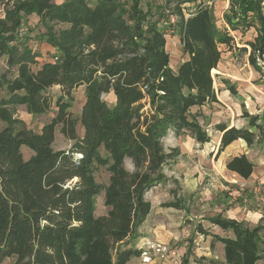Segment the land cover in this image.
Wrapping results in <instances>:
<instances>
[{"label": "trees", "instance_id": "1", "mask_svg": "<svg viewBox=\"0 0 264 264\" xmlns=\"http://www.w3.org/2000/svg\"><path fill=\"white\" fill-rule=\"evenodd\" d=\"M20 0L11 16L0 19V58L15 76L0 78V264H127L142 250L132 246L138 227L151 210L146 192L167 179L164 170L179 150L167 149L163 139L183 132L196 143L210 141L206 128L191 113L193 107L216 103L215 71L220 45L247 54V61L264 76V0H227L226 27L216 25L214 0ZM174 1L175 28L186 58L175 70L169 65L165 35L159 21L165 5ZM195 3L183 13L181 5ZM35 14L44 32L37 36L55 47L56 55L41 62L20 39L21 16ZM157 15V17H155ZM63 25L53 31L47 22ZM253 35L239 47L240 40ZM59 86L53 101L46 90ZM83 86L79 116L71 111L72 91ZM228 89L234 93L232 86ZM111 93L107 103L104 94ZM24 105L32 114L55 113L34 132L13 118L12 106ZM247 127L217 123L221 133L216 155L230 143L264 145V124L243 110ZM82 134L77 133V125ZM68 149H54L56 127ZM30 156L24 158L21 148ZM103 150L104 155L100 154ZM131 169L125 167V161ZM98 166L109 177L103 188L106 212L94 214L102 188L95 180ZM226 169L248 178L254 164L244 155L231 157ZM169 205L183 209L181 200ZM208 222L231 236L208 234L223 245V260L193 256L195 264H256L264 257V223L216 214ZM185 255L179 264H189Z\"/></svg>", "mask_w": 264, "mask_h": 264}, {"label": "rangeland", "instance_id": "2", "mask_svg": "<svg viewBox=\"0 0 264 264\" xmlns=\"http://www.w3.org/2000/svg\"><path fill=\"white\" fill-rule=\"evenodd\" d=\"M18 1L20 0H0V19L5 20L10 17ZM62 1L54 0L55 3ZM150 1L160 4L165 2L164 0ZM207 2L211 5L216 25L220 28L226 27L223 15L227 12L228 1L214 0L213 2ZM194 4L190 2L183 3L181 5L183 13L187 14ZM174 5V1L167 2L164 12L165 17L159 21V27L165 35V50L169 55V65L173 70L186 58V55L182 53L177 29L174 25L176 22V16L172 11ZM19 15L21 16L18 32L20 39L24 40L32 51L39 54L36 60L41 62L44 59L53 58L57 54V49L44 39H37V36L45 30L39 17L35 14L24 15L21 12H19ZM47 25L56 32L63 27L57 21L47 22ZM230 34L234 36L236 46L239 47L245 40L252 37L253 32L249 30L241 40L239 32H230ZM220 50L222 51L220 61L215 71L212 72L217 102L191 109V113L206 128L207 133L210 135V141L200 149L194 139L185 132L179 135L169 133L163 139L165 147L167 149L176 147L179 150V155L164 170L167 177L164 183L157 184L146 192L145 198L150 202L151 210L138 227V237L131 243L132 246L146 253L149 257V262L154 261L157 257L161 260L168 258L173 264H178L185 255H188L189 264H193V256H196L194 251L199 244L203 243L202 238H211L210 235L205 236L198 232L199 226L203 230H207L208 234H211L215 229L208 222V217L216 215L220 209L241 206L245 209L253 204L251 198L253 196L252 184H248L246 181L229 180L220 189L211 184L209 176L206 178L201 176L200 181L196 179L199 176V172L202 171L200 166L204 165L202 163L203 149L212 147L217 141L219 134L213 128L216 122L230 123L233 120L238 127H247V119L241 116L243 110H246L249 114H257L259 116L258 121L264 124V76L260 72L255 71L248 63L246 53L234 47L228 48L225 45H220ZM5 61V57L0 58V78L10 80L15 76V72L6 65ZM260 65L264 73V63H260ZM229 85L232 86L234 93L228 89ZM60 94L59 86H52L46 90V95L51 97L53 101ZM72 96L71 111L74 116L78 117L84 101L83 86L73 90ZM102 97L109 104L113 102L111 93L104 94ZM12 112L14 119L22 122L34 132H39L43 124L48 122L54 115L55 107L52 106L48 112L35 115L30 113L26 106L15 105L12 106ZM76 129L77 133L81 135L82 128L79 124ZM71 144L72 141L65 138L60 132V127L57 126L54 132L53 148L68 149ZM21 151L24 158L29 157L31 154L26 147H22ZM100 154L104 155L103 150H100ZM223 156L224 153L221 152L219 155L206 156V158L213 159L220 167L223 163ZM251 156L257 163L254 183L259 182L257 184L260 186L262 197H264V145L258 146L255 144V151ZM124 164L127 169H131V164L128 160ZM201 174L203 173L201 172ZM108 177L109 174L105 166H98L95 171V180L102 188L94 200V214L96 216L103 215L106 212V207L103 204V188L107 185ZM207 178L209 180L206 181ZM237 182L246 183L245 200H233L228 196V190L225 187L228 186L229 189L237 187ZM218 196H221V198L218 199ZM178 200H181L183 209L165 205L178 202ZM261 207L263 209L262 217L259 218L257 223L243 222L249 227L264 223V205H261ZM260 234L263 238L262 246L264 248V232L261 231ZM179 246L185 249L183 254L178 249ZM156 248L161 250V252L156 253ZM173 250H176V252L169 256ZM142 256L133 258L132 263H144L142 262ZM12 261L13 258H5L1 264H12Z\"/></svg>", "mask_w": 264, "mask_h": 264}, {"label": "crops", "instance_id": "3", "mask_svg": "<svg viewBox=\"0 0 264 264\" xmlns=\"http://www.w3.org/2000/svg\"><path fill=\"white\" fill-rule=\"evenodd\" d=\"M217 123H220V122H216L215 124H217ZM222 123H225V122H222ZM225 124L228 126L238 127L234 123L233 120L230 123L226 122ZM216 132L219 135L217 137V141L215 142V144L212 145V147H208V148L205 147L203 149V155L204 156L202 155V157H203L202 163H204V165L200 166V169L202 170L201 172L203 174H201V172H199V176H197L196 179L198 181H200L201 176L204 178L209 176L211 184L215 185L216 187H219L220 189L226 183V181H229V180H231V181H246L248 184H252L255 180V177H256L255 167L257 164L255 162L254 158H252V156H251L252 153L254 154L255 144L247 146V144L241 139L233 141L222 151V153H224V156H223L224 159H223L222 166L219 167L213 159L210 160V159L206 158V156H215V154H216L217 147L219 145V138L221 135V133L219 131H216ZM196 144L199 145L198 147L201 149L203 147V145H205L207 143H204V144L196 143ZM241 154H244L254 164L253 171H252L251 175L246 179L239 177L237 174H235L231 171H228L226 169V166H225L226 162L231 157L238 156ZM207 180H209V178H207L206 181ZM217 198L220 199L221 196H218ZM251 198L253 200V204L250 205V207H247L245 209L242 206L236 207V208L228 207L226 209L224 208V209L218 210V212L216 214L219 213L223 217H226V218L236 219L238 221H245L246 223L251 222L250 224H255L259 221V218L262 217L263 209H262V207L257 206L253 196ZM214 229H215V231L212 233L218 234L220 236H231L230 231H223L222 229H220L217 226H214ZM202 239H203L202 240L203 243L199 244L198 247H196V250L194 251L195 255L198 257L204 256L208 259L213 258V259L222 261L223 260V245L220 242H213V245L210 246L211 238L205 237ZM178 249L180 251H182L181 254H183L185 251V249L181 248V246H179ZM175 252H176V250H173V252H170L169 256H172V253H175ZM136 258H138V257H136ZM132 262H133V258L130 259L127 264H136V263H132ZM138 264H173V263L168 258L166 260H161V259L156 257L154 259V261H152V262L148 261L147 263H138ZM193 264H195V263H193ZM256 264H264V257L262 258V261L260 259L256 262Z\"/></svg>", "mask_w": 264, "mask_h": 264}, {"label": "built area", "instance_id": "4", "mask_svg": "<svg viewBox=\"0 0 264 264\" xmlns=\"http://www.w3.org/2000/svg\"><path fill=\"white\" fill-rule=\"evenodd\" d=\"M258 183V182H257ZM257 183H252L251 185V190L254 196V199L256 201V204L261 207V205H264V197H262L263 195L261 194V189L260 186ZM246 183L245 182H237V187H231L229 189V187H225L228 191V196L231 197L233 200H238V199H242L245 200V192H246V187H245ZM224 188V189H225ZM225 189V190H226ZM156 253L161 252V250H158V248L155 249ZM142 262H148L149 261V257L146 255L145 252L142 251Z\"/></svg>", "mask_w": 264, "mask_h": 264}]
</instances>
